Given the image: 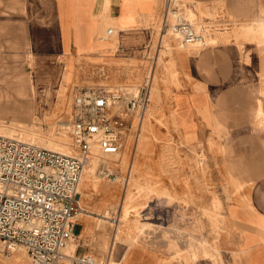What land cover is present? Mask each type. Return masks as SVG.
<instances>
[{
	"label": "rangeland",
	"instance_id": "rangeland-1",
	"mask_svg": "<svg viewBox=\"0 0 264 264\" xmlns=\"http://www.w3.org/2000/svg\"><path fill=\"white\" fill-rule=\"evenodd\" d=\"M196 9L186 11L195 19H203L200 22L209 33L203 45L177 48L160 43L159 7L155 14L146 12L144 22L131 28L148 27L151 37L135 58L110 62L111 66L98 64L99 68L78 66L74 83L61 84L56 90L53 84L48 92L41 90L45 97L38 106L39 116L33 110V119L11 116L16 114L13 111L4 114L0 97L1 134L10 131L26 140L30 137L35 145L59 148L70 155H75V149L62 127L68 123L76 88L98 84L126 96L141 97L137 112L129 117L118 153L92 154L82 162L84 178L80 184L81 170L76 187L79 218L64 250L70 243L75 245L68 258L58 264H72L71 258L81 254L90 255L97 264H122L126 255L143 260L148 253H153L161 264H210L208 258L216 253L218 232L224 225L222 215L228 202L245 192L246 182L230 163L223 132L205 130L197 138L181 137L178 115L186 117L190 112L184 106L178 111L175 103L183 86L176 68L178 50L197 49L215 42L216 37L227 39V35L242 52L255 47V43L262 45L264 16L254 17L252 13L250 17L254 18L248 21L226 10L204 14L199 7ZM2 55L9 60V54ZM104 59L113 60L108 56ZM62 88L66 89L65 110L57 100ZM91 160L92 171L86 170L85 164ZM228 257V253L220 252L221 264ZM0 264L33 263L18 246L10 252L0 249Z\"/></svg>",
	"mask_w": 264,
	"mask_h": 264
},
{
	"label": "crops",
	"instance_id": "crops-1",
	"mask_svg": "<svg viewBox=\"0 0 264 264\" xmlns=\"http://www.w3.org/2000/svg\"><path fill=\"white\" fill-rule=\"evenodd\" d=\"M180 1L185 10L196 12L199 7L204 14L226 10L248 21L264 16V0ZM163 2L0 0L3 113L13 111L16 114L11 116L33 119L30 111L39 116L38 106L45 97L41 90L74 83L78 66L99 68L98 64L135 58L151 37L148 27L131 28L144 22L146 12L161 10ZM108 27L111 32L106 35H114L100 41ZM227 37H216L197 49L178 50L176 68L183 86L175 103L178 111L184 106L191 113L178 115V124L185 139L197 138L205 130L223 132L230 163L246 182L245 192L228 202L222 215L224 225L218 232L217 251L208 258L210 264H221L220 252L229 256L222 264H264V44L255 43L242 52ZM106 56L113 60H105ZM132 260L126 255L122 264H161L153 253Z\"/></svg>",
	"mask_w": 264,
	"mask_h": 264
},
{
	"label": "built area",
	"instance_id": "built-area-1",
	"mask_svg": "<svg viewBox=\"0 0 264 264\" xmlns=\"http://www.w3.org/2000/svg\"><path fill=\"white\" fill-rule=\"evenodd\" d=\"M159 31L180 44H204L206 27L187 17L180 0H164ZM111 28L106 29L110 33ZM137 94L124 95L98 84L75 89L67 132L75 155L0 134V249L20 246L33 264H58L73 236L78 213L76 187L89 155L117 154L127 122L140 105ZM72 264H93L81 254Z\"/></svg>",
	"mask_w": 264,
	"mask_h": 264
},
{
	"label": "bare ground",
	"instance_id": "bare-ground-1",
	"mask_svg": "<svg viewBox=\"0 0 264 264\" xmlns=\"http://www.w3.org/2000/svg\"><path fill=\"white\" fill-rule=\"evenodd\" d=\"M186 14H187V17H188L189 19H191L192 21H194L196 24H197V23H202V22H200L199 19H195L196 16H195L193 13H190V12L186 11ZM157 26H158V39H159L160 43H161V42H162V43L165 42V43H168L169 45H172V46L177 47V48H180V47H181V48H190V47L197 46V44H180V43L175 39V37H174L172 34H170L168 31H165V32H161V31H159V24H158V22H157ZM106 34H107V33H106V31H105V35L99 37V40H100V41H103L104 39H106V38H108V37H110V36H113V35H114V32H113L112 34H110V35H106ZM208 34H209V33H206V34H205L204 42H205V39L207 38ZM108 89H109V88H108ZM65 90H66L65 88L61 89V90H60V93H59V96H58V98H57L58 102H60V107H61V109H64V110H65V108H67V106H66V100H67V99L65 98V97H66ZM109 90H110V89H109ZM132 93H133V92H132ZM136 112H137V111H136ZM62 128H65V129L67 130V128H68V123H66V125H64V127H62ZM0 134H1V133H0ZM4 135L15 136V137L19 138L20 140L27 141V142H30V143L34 144L33 142H31L32 139H31L30 137H28L27 140H26V139H24V137H22V136H20V135H17V134H10V131H7V133L4 134ZM36 146H38V145H36ZM39 147H41V146H39ZM43 148H46V147H43ZM46 149H50V150L58 151V152H61V153L69 154V153H66V152L62 151V150L59 149V148H46ZM92 167H93V160H91V161H89V162H87V163L85 164V168H86V170H91V171H92ZM88 168H89V169H88ZM83 171H84V169L82 170V175H83ZM82 175H81V179H80V184H81V182L83 181V178H84V175H83V176H82ZM80 213H81V212H80ZM76 218H79V216L76 217ZM74 245H75V244H73V243H70V244L67 245L66 249L64 250V253H65V259H67V258H68L67 256L70 254V252L73 251ZM20 250H21V249H20ZM23 250H24V249H23ZM24 252H25V250H24ZM20 253L23 255L22 250H21ZM93 260H94V259H93ZM93 264H97V263H95V261H94ZM98 264H100V263H98Z\"/></svg>",
	"mask_w": 264,
	"mask_h": 264
}]
</instances>
